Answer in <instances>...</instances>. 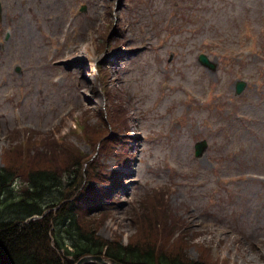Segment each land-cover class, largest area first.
Wrapping results in <instances>:
<instances>
[{
    "label": "rangeland",
    "instance_id": "obj_1",
    "mask_svg": "<svg viewBox=\"0 0 264 264\" xmlns=\"http://www.w3.org/2000/svg\"><path fill=\"white\" fill-rule=\"evenodd\" d=\"M0 5V167L54 139L81 164L62 177L76 204L88 188L100 196L78 209L103 241L147 238L163 251L185 243L192 260L264 264V0ZM108 108L125 116L129 138L102 127L96 115ZM75 120L106 134L97 162L98 145L72 130ZM42 154L32 166L53 156Z\"/></svg>",
    "mask_w": 264,
    "mask_h": 264
},
{
    "label": "trees",
    "instance_id": "obj_2",
    "mask_svg": "<svg viewBox=\"0 0 264 264\" xmlns=\"http://www.w3.org/2000/svg\"><path fill=\"white\" fill-rule=\"evenodd\" d=\"M102 74L104 79L107 75L106 71ZM107 112L106 117L103 113H99L100 122L107 121L102 127L105 129L106 126L110 129L115 127L117 134L122 127L127 128L124 115L112 112L111 108H108ZM108 114L112 115L111 120H108ZM81 124L87 139L92 143L100 142L102 150L106 143V134L95 137L90 130L91 122L87 123L83 120ZM58 143L54 139L46 143L47 148L44 151L31 155L37 159L29 161L31 158L29 155V159L23 158L19 165L7 162L0 167V262L2 264H74L82 255L99 253H104L123 264H210L204 260L189 259L184 255L185 243L180 250L163 251L160 245L147 238L142 242L121 245L115 241H103L95 235L94 222L90 223L88 218L80 213L78 207L86 203L89 194L92 195L93 201L100 199V196H97L93 188H88V193L85 192L87 195L77 203V206L75 200L78 197L70 193L69 186L62 181V177L68 175L74 178V173L79 172L78 166L81 167V164L75 153H73L75 157L70 158L67 156L66 147L61 148ZM72 149L77 151L74 146ZM56 152L65 155L58 164L52 159L56 156ZM42 153L48 156L52 153L53 156L49 157L48 164L32 166L33 161L41 162L40 157L44 156ZM94 161L97 162L98 159ZM93 162H89L90 167ZM76 177L81 182V175L78 174ZM157 221L162 223L163 228L167 227L168 218H158Z\"/></svg>",
    "mask_w": 264,
    "mask_h": 264
},
{
    "label": "water",
    "instance_id": "obj_3",
    "mask_svg": "<svg viewBox=\"0 0 264 264\" xmlns=\"http://www.w3.org/2000/svg\"><path fill=\"white\" fill-rule=\"evenodd\" d=\"M199 61L203 65L210 67V68H213L215 66L213 63L208 61L206 56L203 54H201L199 56ZM241 88H242V86H239L237 91H240ZM195 147H196V154L201 155L204 148L206 147V143L204 141L198 142V143H196ZM89 262H92L95 264H108L107 259H102L101 255L83 256L75 264H85V263H89ZM0 264H2V263L0 262ZM109 264H120V263L115 262L114 260H111V262Z\"/></svg>",
    "mask_w": 264,
    "mask_h": 264
},
{
    "label": "bare ground",
    "instance_id": "obj_4",
    "mask_svg": "<svg viewBox=\"0 0 264 264\" xmlns=\"http://www.w3.org/2000/svg\"><path fill=\"white\" fill-rule=\"evenodd\" d=\"M130 138H131V137H130ZM187 222H188V223H187ZM187 222H186V224L190 226V225H191L190 222H189L188 220H187ZM187 225H185V229H186V230H189V228L187 227ZM190 228H191V227H190ZM193 231H194V230H193ZM193 231L190 230L189 233H192ZM197 231H198V230H197ZM197 231H196V232H197ZM190 241H192V240H190ZM211 249H212V248H211ZM216 256L219 257V255H216ZM220 257H221V256H220ZM220 257H219V258H220ZM214 259H217V258H214ZM77 261H78V260H77ZM77 261H76V262H77ZM76 262H75V263H76ZM205 262H206V261H205ZM214 262H215V261H211V262H207V263L213 264ZM75 263H74V264H75ZM85 264H88V263H85ZM220 264H221V263H220Z\"/></svg>",
    "mask_w": 264,
    "mask_h": 264
}]
</instances>
